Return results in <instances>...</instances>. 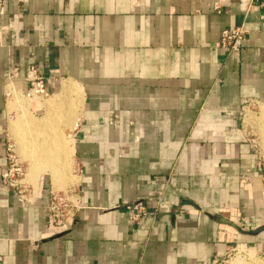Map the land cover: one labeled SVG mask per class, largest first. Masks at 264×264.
Instances as JSON below:
<instances>
[{
    "label": "crops",
    "instance_id": "1",
    "mask_svg": "<svg viewBox=\"0 0 264 264\" xmlns=\"http://www.w3.org/2000/svg\"><path fill=\"white\" fill-rule=\"evenodd\" d=\"M261 3L3 0L0 174L5 90L24 94L30 67L53 96L72 83L80 106L73 219L59 235L47 231L46 174L31 203L0 179V264H212L236 240L264 252V231L245 236L225 224L264 227V183L240 130L247 103L264 105ZM240 25L237 54L215 47ZM161 186L157 212L131 222L126 207L150 211L146 198Z\"/></svg>",
    "mask_w": 264,
    "mask_h": 264
},
{
    "label": "rangeland",
    "instance_id": "2",
    "mask_svg": "<svg viewBox=\"0 0 264 264\" xmlns=\"http://www.w3.org/2000/svg\"><path fill=\"white\" fill-rule=\"evenodd\" d=\"M8 84H11V82L9 81L7 85ZM62 86L66 87L67 89L65 93L63 92V90H61L60 95H64L65 97L71 99L73 103V108L75 106L76 113L79 114V106H80L79 92L74 87V85H72V83L63 82ZM28 89H29V85L24 94L20 93L21 94L20 95L15 93V96L14 98H12L10 103L11 107L9 105V97H6L7 113L9 115H8L7 127L5 129V139H6L5 150L8 147V145L11 146V150L13 151L14 155L17 157V159H19V163H22L25 169V175L22 181L23 184H25L26 189L24 192L20 194H18L17 191L15 190V193L24 202L31 203L32 201L30 196L32 195L33 192L32 188L35 186L38 176L41 174H46L50 182L49 200L46 206V215L48 212V206L51 199V194L57 193L60 197H62V195H65V197H67L69 201L73 203L74 206L72 207H73V217H74L76 210V206H75L76 203H75V193L73 189L76 184L71 185L70 175L76 176L75 163L73 162L71 165L68 164L67 160L65 163L63 160L64 164H62V161H59L61 164L59 163L58 167H56L57 169L56 171H58V173L54 174L52 173V171L46 170L43 167L42 162L38 159H35V157L33 156L35 150L34 147H36L37 145V144L34 145L35 142L33 143V141H39V140L42 141L44 138H46V135H44L41 131L32 130L31 126L35 125L36 123L37 126L43 123L42 118L45 114V109L42 108L41 104L42 102L45 101V99L47 100V98L53 97V95L56 94L58 91L51 94L47 92V96L45 98H39V97L30 98L26 94ZM7 91L9 93H12L10 88H8ZM7 91L5 90L6 94H8ZM18 116H22L26 121L23 122V125L17 130L18 131L17 133H13L9 130L8 126L9 123L14 122ZM246 122L251 123L253 125H249V124L247 125ZM242 125L244 127L245 134L248 133L246 127L248 126L251 127L252 134H255L256 138H258L259 147L264 152V136L262 137V135H264L262 133V131L264 130V106L261 105L260 103L254 108L251 107L244 108V110L241 112V119H240V130L243 132ZM73 129L74 127L71 129L70 126L67 125H59V127L57 128V130L61 134L62 139L66 143L67 147L70 146L69 142L71 141V137L74 131ZM259 176L262 182L264 183L263 173H259ZM67 228L68 226L60 233L53 234L48 229V219H47V231H49V233L53 236L63 233ZM233 260H240L242 264H247V263L263 264L264 252L258 250L256 245L252 243L238 242L236 240V242L233 243V245L227 251L225 257L218 261H214L215 263L214 262L213 263L230 264Z\"/></svg>",
    "mask_w": 264,
    "mask_h": 264
},
{
    "label": "built area",
    "instance_id": "3",
    "mask_svg": "<svg viewBox=\"0 0 264 264\" xmlns=\"http://www.w3.org/2000/svg\"><path fill=\"white\" fill-rule=\"evenodd\" d=\"M261 5L264 6V0H262ZM213 8L215 11L219 12L220 7L218 5V2L214 4ZM2 11L3 0H0V15L2 14ZM246 35L247 30L242 25L223 30L219 35V39L215 44V47L225 50L229 54H237L242 47V41ZM27 83L29 85V89L26 93L28 97L45 98L47 96V91L44 88L43 79L37 73L34 67L29 68ZM6 97H8V94H6ZM257 105L259 104L250 101L247 103L246 107L254 108ZM242 129L243 132H245L243 125ZM251 131L252 130L250 129V131L247 133V136L250 140L253 153L256 157L255 167L257 171L259 173H263L264 176V152L259 147L258 138H256L255 134H252ZM6 152L7 154L5 157L3 170L0 174V179L4 185L11 187V189H13L14 191L16 190L17 193L20 194L26 189V186L22 181L25 175V169L22 163H19V159H17V157L14 155L13 151L11 150V146L8 145V147L6 148ZM164 191L165 187L161 186L154 194H150L147 197L146 201L152 204V208L150 211H147L142 203L128 205L126 207V210L128 212L129 220L131 222H136L146 215H154L157 212L159 205H161ZM72 206H74L73 203L69 201V199L65 197V195H62V197H60L57 193L51 194L47 212L48 229L51 233H60L67 226H69L73 217Z\"/></svg>",
    "mask_w": 264,
    "mask_h": 264
},
{
    "label": "bare ground",
    "instance_id": "4",
    "mask_svg": "<svg viewBox=\"0 0 264 264\" xmlns=\"http://www.w3.org/2000/svg\"><path fill=\"white\" fill-rule=\"evenodd\" d=\"M66 89V87H62L64 93L66 92ZM14 96L15 93L8 92L10 107L11 100L14 98ZM41 106H43L45 109V114L43 113L44 116L42 118L43 123L38 126L36 123L35 125L31 126V129L41 131L44 135H46V138H44L42 141H33V143L35 142L34 145L37 144L36 147L33 146L35 149L33 156L35 159H38L42 162V165L46 170H50L52 173L57 174L58 171H56V167H58V164L60 163L59 161H62V164H64L67 160L68 164L72 165V150L70 146H66V143L62 139L57 128L59 125H67L72 129L76 125L78 114L76 113L75 106L73 108L72 100L60 94L49 97L47 100L45 99ZM25 121L26 120L22 116H18L14 122L9 123L8 128L11 132L17 133V130L23 125V122ZM246 124L253 125L247 122ZM262 133L264 134V130ZM263 136L264 135H262V137ZM230 264H242V262L240 260H233Z\"/></svg>",
    "mask_w": 264,
    "mask_h": 264
},
{
    "label": "water",
    "instance_id": "5",
    "mask_svg": "<svg viewBox=\"0 0 264 264\" xmlns=\"http://www.w3.org/2000/svg\"><path fill=\"white\" fill-rule=\"evenodd\" d=\"M225 224L231 226V227L234 228L239 234H241V235H245V236H255V235H257L258 233L264 231V227H261V228H258V229H255V230H252V231L247 232V231H242V230H240L237 226H235V225H233V224H231V223H227V222H226Z\"/></svg>",
    "mask_w": 264,
    "mask_h": 264
}]
</instances>
